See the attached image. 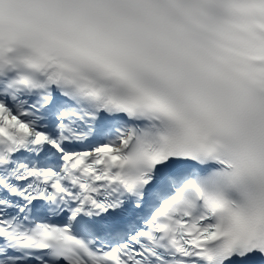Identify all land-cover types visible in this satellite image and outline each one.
Returning a JSON list of instances; mask_svg holds the SVG:
<instances>
[{
	"label": "snow or ice",
	"instance_id": "1",
	"mask_svg": "<svg viewBox=\"0 0 264 264\" xmlns=\"http://www.w3.org/2000/svg\"><path fill=\"white\" fill-rule=\"evenodd\" d=\"M0 264H264V0H0Z\"/></svg>",
	"mask_w": 264,
	"mask_h": 264
}]
</instances>
